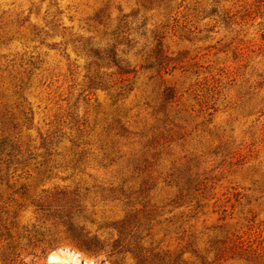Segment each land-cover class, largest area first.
<instances>
[{"label": "rangeland", "instance_id": "374dc122", "mask_svg": "<svg viewBox=\"0 0 264 264\" xmlns=\"http://www.w3.org/2000/svg\"><path fill=\"white\" fill-rule=\"evenodd\" d=\"M0 230L16 264L264 250V0H0Z\"/></svg>", "mask_w": 264, "mask_h": 264}, {"label": "trees", "instance_id": "16d2710c", "mask_svg": "<svg viewBox=\"0 0 264 264\" xmlns=\"http://www.w3.org/2000/svg\"><path fill=\"white\" fill-rule=\"evenodd\" d=\"M164 35L162 32H158L155 36V47L153 53L155 57H158L162 51V40ZM111 57L114 58V65L118 67V74L122 75L127 73L128 70L121 65V60L118 59L116 52V46L111 50ZM196 191V190H195ZM226 226V225H225ZM233 233H226L224 239L221 240V245L214 249L213 257H209V254H201V264H264V250L259 246H254V243H250L249 240L243 239L242 235L237 233L234 235V239L230 236ZM148 237V236H147ZM12 239L10 233L4 234L0 230V261L3 264H16L20 254L16 253L15 247L12 242L7 241L5 244L3 239ZM13 240V239H12ZM144 237H140L136 240L134 248H128L122 246L115 253L118 256L115 264H126V254L132 253L133 263L131 264H185L183 254L186 252L184 248L179 249L177 257L172 260V255L168 251L159 249V247H145ZM5 241V240H4ZM146 242V241H145ZM132 245L131 242H128ZM209 252V251H208ZM42 254H46V249L41 250ZM22 262V261H21ZM240 262V263H239Z\"/></svg>", "mask_w": 264, "mask_h": 264}]
</instances>
